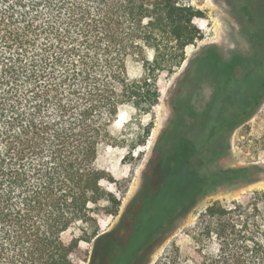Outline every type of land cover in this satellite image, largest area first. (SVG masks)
Here are the masks:
<instances>
[{"label":"trees","instance_id":"16d2710c","mask_svg":"<svg viewBox=\"0 0 264 264\" xmlns=\"http://www.w3.org/2000/svg\"><path fill=\"white\" fill-rule=\"evenodd\" d=\"M226 2L252 54L226 59L212 49L193 60L177 108L181 119L186 109L191 119L210 110L199 141H186L207 158L193 170L182 158L164 203L188 179L208 182L227 136L264 100V0ZM205 16L191 0H0V264H83V245L114 228L121 199L108 185L118 180L98 161L110 127L132 104L146 114L150 135L159 78L204 37ZM132 62L140 77L131 76ZM208 76L213 94L201 104ZM229 103L234 109L221 111ZM205 216L203 234L217 250H204L197 264H264V189L247 201L215 202ZM162 264L185 263L176 253Z\"/></svg>","mask_w":264,"mask_h":264},{"label":"rangeland","instance_id":"374dc122","mask_svg":"<svg viewBox=\"0 0 264 264\" xmlns=\"http://www.w3.org/2000/svg\"><path fill=\"white\" fill-rule=\"evenodd\" d=\"M191 1L206 14L199 21L204 37L186 48L185 62L172 75L160 76L161 96L159 103L153 108L155 120L150 135L145 133L147 116L144 111L132 104H126L120 109L117 120L110 127V144L101 148L99 164L118 180V184L108 187L121 199L119 214L108 229H112L120 216L134 205L136 210L139 208L135 213L139 221L143 222L149 214L151 215L156 208L155 197L158 194L153 188L158 161L162 163L161 170L165 175L161 190L165 195L172 186L169 182L182 165V158L187 160L191 170L200 167L206 160L207 155L203 148L201 152H189L186 141H199L209 123L210 110L199 116L193 114L191 119L190 112L186 109L183 110L185 115L181 119L177 108V102L187 96L188 75L196 66L193 60L212 49L217 50L226 59L230 58L233 51L252 54L251 45L241 33L240 25L226 0ZM142 72L140 63H130L132 77H140ZM211 80V76L205 81L202 79L201 104L210 101L212 97ZM234 107L229 103L221 111L224 112L226 108L233 110ZM222 118L221 113L219 119ZM263 137L264 100L247 122L235 127L227 136L225 150L220 152L216 162L206 169L208 182H203L202 186L197 187L193 180L188 179L175 196L165 203L159 216L160 220L165 219L164 221L168 222L167 227L159 235L144 240L150 245V249L141 264H162L176 253L185 264H197L204 250H217V244L213 240H207L203 234L208 220L205 216L206 208L215 202L231 205L233 201H247L253 191L264 189ZM208 139L203 138L204 142ZM238 170L245 171L240 179L226 174ZM204 172L205 169L202 168L201 174ZM161 199L164 201L165 197ZM141 202L140 207L138 203ZM113 236L104 237L95 246L84 244L83 264H89L91 258L92 264H113L112 258H120V247L116 241L112 243Z\"/></svg>","mask_w":264,"mask_h":264},{"label":"flooded vegetation","instance_id":"af4514ba","mask_svg":"<svg viewBox=\"0 0 264 264\" xmlns=\"http://www.w3.org/2000/svg\"><path fill=\"white\" fill-rule=\"evenodd\" d=\"M157 166V176L153 188L155 192L158 191V194L155 197L156 208H154L151 215L149 214L148 218L143 222L139 221L135 214L139 208L136 210V205H134V207L127 209L126 213L120 216L112 231L105 235V237L114 235L111 237L112 243L116 241L118 247H120L119 254L121 257L112 258L113 264H141L144 255L150 249V245L144 240L154 237L156 234L159 235L167 227L168 222L164 221L165 219L160 220L161 217L159 216L165 205L161 199L164 196L161 190L163 186L162 180H164L165 175L161 170L162 163L160 161H158ZM138 204L140 206L142 202Z\"/></svg>","mask_w":264,"mask_h":264}]
</instances>
